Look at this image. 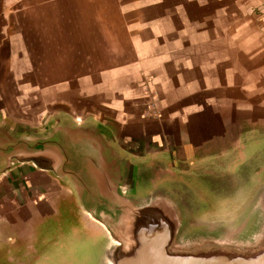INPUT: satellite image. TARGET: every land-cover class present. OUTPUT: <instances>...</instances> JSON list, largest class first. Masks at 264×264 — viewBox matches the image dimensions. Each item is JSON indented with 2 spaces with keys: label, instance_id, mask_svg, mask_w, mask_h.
<instances>
[{
  "label": "crops",
  "instance_id": "0c3cea01",
  "mask_svg": "<svg viewBox=\"0 0 264 264\" xmlns=\"http://www.w3.org/2000/svg\"><path fill=\"white\" fill-rule=\"evenodd\" d=\"M263 3L0 0V167L16 136L68 114L107 126L137 167L232 171L264 148ZM70 203L30 163L0 173V252Z\"/></svg>",
  "mask_w": 264,
  "mask_h": 264
},
{
  "label": "water",
  "instance_id": "95a60500",
  "mask_svg": "<svg viewBox=\"0 0 264 264\" xmlns=\"http://www.w3.org/2000/svg\"><path fill=\"white\" fill-rule=\"evenodd\" d=\"M23 163L67 184L98 264H264V148L222 174L137 167L107 126L63 114L16 136L0 173Z\"/></svg>",
  "mask_w": 264,
  "mask_h": 264
},
{
  "label": "rangeland",
  "instance_id": "374dc122",
  "mask_svg": "<svg viewBox=\"0 0 264 264\" xmlns=\"http://www.w3.org/2000/svg\"><path fill=\"white\" fill-rule=\"evenodd\" d=\"M28 231L33 235L10 237L9 255L2 246L0 264H98L101 233L89 225L75 200L50 213L37 214L29 229H24Z\"/></svg>",
  "mask_w": 264,
  "mask_h": 264
},
{
  "label": "built area",
  "instance_id": "2783aa9c",
  "mask_svg": "<svg viewBox=\"0 0 264 264\" xmlns=\"http://www.w3.org/2000/svg\"><path fill=\"white\" fill-rule=\"evenodd\" d=\"M256 14L259 22V29L264 39V3L256 8Z\"/></svg>",
  "mask_w": 264,
  "mask_h": 264
}]
</instances>
